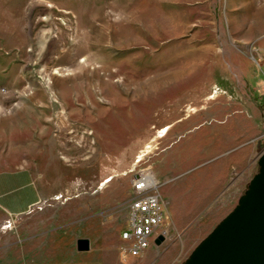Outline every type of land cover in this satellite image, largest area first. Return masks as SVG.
<instances>
[{"label":"rangeland","instance_id":"374dc122","mask_svg":"<svg viewBox=\"0 0 264 264\" xmlns=\"http://www.w3.org/2000/svg\"><path fill=\"white\" fill-rule=\"evenodd\" d=\"M263 96L264 0H0V173L29 171L44 207L0 211V264H90L83 238L184 264L259 171ZM141 170L166 236L123 260Z\"/></svg>","mask_w":264,"mask_h":264},{"label":"water","instance_id":"95a60500","mask_svg":"<svg viewBox=\"0 0 264 264\" xmlns=\"http://www.w3.org/2000/svg\"><path fill=\"white\" fill-rule=\"evenodd\" d=\"M257 160L259 171L236 208L184 264H264V152ZM77 244L79 249H86L89 241L81 239Z\"/></svg>","mask_w":264,"mask_h":264},{"label":"built area","instance_id":"2783aa9c","mask_svg":"<svg viewBox=\"0 0 264 264\" xmlns=\"http://www.w3.org/2000/svg\"><path fill=\"white\" fill-rule=\"evenodd\" d=\"M260 103L264 107V96ZM166 210L154 175L149 170L135 173L127 206V228L120 234L119 253L123 260L141 258L158 240L165 239Z\"/></svg>","mask_w":264,"mask_h":264},{"label":"crops","instance_id":"0c3cea01","mask_svg":"<svg viewBox=\"0 0 264 264\" xmlns=\"http://www.w3.org/2000/svg\"><path fill=\"white\" fill-rule=\"evenodd\" d=\"M40 207H43L41 191L29 171L17 170L0 173V211L2 213L9 217L29 216L34 215L36 209ZM42 211L43 216L48 220V225H63L66 223L65 219H71L70 215H66V210H60L58 215L55 212L56 210L42 209ZM120 234L119 231L117 236L121 243ZM83 239L89 241V246L86 249H79L77 244V250L93 258L90 264H112L108 254L105 255L104 252H102L103 254L100 253L99 257L92 256L90 239ZM147 252L144 256L147 255Z\"/></svg>","mask_w":264,"mask_h":264}]
</instances>
